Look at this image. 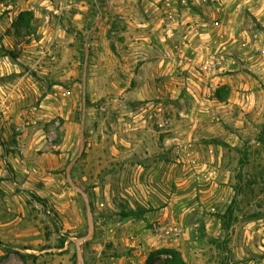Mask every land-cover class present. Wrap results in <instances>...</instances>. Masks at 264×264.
<instances>
[{"label":"rangeland","instance_id":"1","mask_svg":"<svg viewBox=\"0 0 264 264\" xmlns=\"http://www.w3.org/2000/svg\"><path fill=\"white\" fill-rule=\"evenodd\" d=\"M145 2L0 1V264H75L89 231L67 166L91 29L72 173L94 218L85 264L163 247L264 264V0H172L170 45L148 38ZM203 19L228 43H194Z\"/></svg>","mask_w":264,"mask_h":264},{"label":"crops","instance_id":"2","mask_svg":"<svg viewBox=\"0 0 264 264\" xmlns=\"http://www.w3.org/2000/svg\"><path fill=\"white\" fill-rule=\"evenodd\" d=\"M145 3V11L147 12V16H149L147 23L148 32H146V34H148V38L153 39L160 37L162 40H164L163 44L170 45V43H174L171 35L176 33L173 28L176 27V24L179 22V20H176L178 15L175 13V9L172 7V0H146ZM153 16L157 18V20H152ZM198 20H200V18H198ZM209 24L210 23L207 20L203 19V22L195 25L192 24V26L190 25L188 27H193L195 36L194 43H199L200 40L203 39V43H209V46H206L205 49L213 52V49L216 47H214L212 43H216L215 46H217L218 43L223 45L228 43V41L225 40L224 35H220V40H217L216 37L213 39L212 30L210 29ZM156 46L160 47L159 45ZM191 49L198 52L200 46L197 47L194 45L191 46Z\"/></svg>","mask_w":264,"mask_h":264},{"label":"water","instance_id":"3","mask_svg":"<svg viewBox=\"0 0 264 264\" xmlns=\"http://www.w3.org/2000/svg\"><path fill=\"white\" fill-rule=\"evenodd\" d=\"M97 2V0H96ZM99 7V5H98ZM99 22V19L97 23ZM92 29L89 31L86 37V49H85V60H84V69H83V80H82V115L80 123V146L78 154L70 161L67 166V179L70 185L83 197L89 221V231L86 235L77 237L74 239L76 245V263L75 264H85V255H84V244L86 241L90 240L94 235V218L91 208V203L88 197V194L72 179V173L78 159L82 156L85 149V135H86V87H87V78L89 73V59H90V50H89V36Z\"/></svg>","mask_w":264,"mask_h":264},{"label":"trees","instance_id":"4","mask_svg":"<svg viewBox=\"0 0 264 264\" xmlns=\"http://www.w3.org/2000/svg\"><path fill=\"white\" fill-rule=\"evenodd\" d=\"M217 98L219 100H223L224 96L218 94ZM241 162H243V159L241 160ZM132 214L137 215V213L133 211ZM231 214H232V207L230 206V208H228L227 212L223 214L222 217L225 219L227 218V215L231 216ZM128 215L129 214H127L126 216ZM255 216L251 218H256ZM229 224L230 222L226 221V227H228ZM156 259L159 261V264H186V261L184 260L181 252L172 247H163L151 251L147 257L146 264H154Z\"/></svg>","mask_w":264,"mask_h":264}]
</instances>
